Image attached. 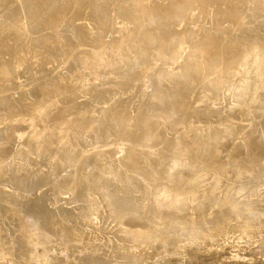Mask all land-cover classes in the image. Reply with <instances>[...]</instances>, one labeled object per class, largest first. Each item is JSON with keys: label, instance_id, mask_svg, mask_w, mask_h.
<instances>
[{"label": "rangeland", "instance_id": "obj_1", "mask_svg": "<svg viewBox=\"0 0 264 264\" xmlns=\"http://www.w3.org/2000/svg\"><path fill=\"white\" fill-rule=\"evenodd\" d=\"M18 1L21 0H0V6H2L0 7V16L4 15V13L6 14L11 8H16L18 4H21ZM135 1L137 2L135 5L138 6L140 4L139 0H105L103 5L96 10L94 9L96 13L95 17L100 19L103 24L97 31L92 28V30H85L79 33L78 27H92L89 12L87 9L77 10L72 8L69 10L66 18L71 20L70 22L77 27H71V31L73 32L67 31V35L73 38L69 46L57 45L52 49H37L35 54L32 53L30 44L28 43V45L25 41H32L34 37L32 35L23 36L22 34L23 31L27 33L30 25L29 29L25 27L22 32L19 30L15 31L14 34L16 36L19 35L20 38L22 36L21 39L19 38L20 40L8 38L7 36L2 37L3 39L0 38V84L2 85L0 87V99L6 97L9 98L10 102H13L15 98L20 97V94L33 91L40 95L39 92L42 89L44 90L48 86L53 85L54 81L66 73L67 65L70 68L78 66V58L69 56V51H73L72 54L75 56L82 53V51H86L88 55L102 52L111 55L109 53H113L115 48L120 47L119 41L127 36H130V40L135 41L137 44L146 43L154 35L156 32L155 27L161 24L159 20L162 22V19H164L162 22L164 26H166V22L169 19L171 21V23L169 21V24L172 25L169 26L167 24L166 28L168 30H166L171 41V38L174 37L173 43L177 42L178 39L179 43L175 44H180L184 41V39L180 40L181 38H178L180 36L178 31L183 32V36L189 34V38L186 40L188 45L186 49L183 47L184 59L185 61L188 60L186 64L190 65L192 60L194 64L197 53H199L198 58L206 55L203 58L206 60L211 58V56L214 57L215 63L220 59L216 65L213 63V58L211 60L214 65L208 61L207 64L209 65L206 67V70L210 73L204 70L206 75H210L211 70L219 65V62L223 61L221 57L223 58L224 56L221 55L225 54L224 50L228 52L227 48L229 46L232 47V43L237 51L245 48V56L239 68L242 72L241 78L238 79V82H230L231 84L221 87L219 94L213 96L212 101L210 98H207L211 95V90L202 91L206 89L207 81H204L200 85L197 84V90L200 89L201 96L197 93L195 98L190 102L192 106L190 105L187 108L191 109L188 112L193 113L189 121H187L188 119L184 120L183 116L187 113L184 111L182 115L176 117L175 121L165 123L160 116L153 115V113H156V108L149 106L147 116L144 117L146 121L141 122L145 128L141 131H136L137 127L132 119L138 114V106L140 107L143 99H145V95L151 93L150 88L146 91L144 81L150 76V70L152 67L154 68L151 64L153 65V61L157 57L156 55L151 56L152 62L150 67L147 68L146 66L137 67L131 64L135 61V56L128 55L125 59L128 62L127 74L131 76L128 81V87L117 84L107 86L110 82L105 83L93 96L103 97L101 101L98 99L99 102L97 100L92 101V98L89 99L92 96L89 95L94 91L92 84L96 83V81L94 80V82L93 79L95 78L91 76L90 80L79 85L66 83L56 89L50 88L44 99L40 100V96L37 98L42 102L38 104L39 108L35 115H28L29 113H27L25 116L20 115L22 118L16 116L17 120L12 119L14 122L12 120L9 121V119L8 122L1 121L0 134H3L7 128L8 130L5 133V138L2 137L0 139V152L2 153V155L0 153V164L5 172H10L12 166L15 165L14 162L17 161L16 159H21L20 171L22 177L16 182L8 178L1 179L0 177V196L3 199V204L0 206V264H264V169L262 168L264 163L260 162L261 159H252L248 153L236 151L233 148L231 149L230 164L232 163L233 167H235L229 173L225 168L212 166L213 169L206 162L204 163V161L203 164L195 161L196 165L193 166V169L186 171L183 176L177 175L179 183L183 185L182 192L178 198L184 204V213L175 208L174 205L168 204L165 199L153 194L155 193L153 190L154 185L149 181L150 179H147V175L151 171L150 169H152V173H155L154 170H156L162 177L166 178L170 176H165V169L161 168L160 170L157 168L158 165L153 159H158V164L167 162L170 154L161 149L157 151V148L169 146L171 141L176 139L181 133H186L188 138L190 136L191 139L200 142L203 137L212 136L211 134L219 135L220 132L224 131L225 133L223 134L227 139L233 137L239 138L241 144L248 143L254 147L261 146L264 151V110H262V113L260 108H252L255 97H257L256 99L264 97V0H199L196 2L197 4H192L191 0H180L179 3L185 2L189 5L191 4L185 13L183 11L180 12L182 8H178L181 7V3L179 5L177 3L176 5L175 2L177 1L141 0L143 3L142 9L138 14L131 18L119 15L120 8L117 9V7H121L122 3H132ZM93 2L101 3V0H88V3ZM15 4L17 5L15 6ZM158 4L161 5V8L162 5H165V8H156ZM171 6L174 8H171V11L166 9ZM151 9L156 10L152 11ZM175 9L177 11H174ZM161 10L163 11L161 12ZM165 10L166 12L168 10L167 13L169 15L163 13ZM147 11L154 13L150 12L152 15L148 13V16L150 15L148 17L145 14ZM160 12L165 15L159 19L158 14ZM177 12L182 13V15L180 13L176 15ZM161 13L160 16L162 15ZM22 14L24 16V13ZM153 14H155V17ZM171 14L174 17L173 20L170 16ZM167 15L170 17L165 18ZM156 17L158 18V22H156ZM133 18H135V21L132 20ZM149 21H151V24H158L151 26L148 23ZM141 23L149 25L143 26ZM138 28L144 30V35L141 38H137L136 36ZM44 29V26L41 27L37 35H41V32L45 33L46 30ZM56 35L55 32L49 34L50 38H54ZM213 35L214 37L211 38ZM84 37L89 38L87 43ZM201 37L207 38H204V40L200 39ZM175 38L178 39L175 40ZM212 39L216 42L212 41ZM82 40L84 44L81 43ZM198 41H202L203 48L209 45L207 48H204L205 52L203 49L202 52L197 51L196 53L194 45ZM214 44L217 45L218 49H215L217 53H215V50L213 51ZM83 45L84 47H81ZM151 45V43H148L142 48L144 49L141 51L143 53L138 54L140 59L144 56H149L148 52L151 49ZM218 45H225L227 47L219 53L220 46ZM210 46L213 47L209 52L208 47ZM69 47L71 48L70 50ZM230 47L228 48L229 50H231ZM200 52L204 53V55ZM206 52L208 54H205ZM256 52L259 53L258 57H254ZM65 53L68 55L67 59H65ZM191 53L195 56L194 58ZM190 57L191 60L189 61ZM224 59L227 60L226 56ZM24 60L27 62L26 66L21 65ZM12 61H14L13 65L10 64ZM203 62L206 64L207 61L203 60ZM191 65L190 67H192ZM178 66L177 63H166L162 70L177 73V70H182L186 67L184 63L179 68H177ZM195 67L193 69H196ZM93 68L95 67L93 66ZM250 69H256L255 74L246 75ZM205 82L206 84H204ZM168 85L170 87L172 85L170 79L162 81L160 90L162 92H169L171 88L169 87L168 89ZM252 86H254V89H251ZM197 97H206L208 100ZM39 100H37L38 103L40 102ZM71 104L77 106V111L69 113L64 110ZM148 105H153V103H149ZM253 109L254 112L252 113ZM113 110L115 111L113 112ZM27 115L29 117H26ZM56 117L57 119H55ZM123 118L124 120H122ZM53 119L59 122L56 123ZM49 122H52L50 123L51 125L48 124ZM103 124H109L113 129L106 137L101 136V132L105 131V129L100 131V127ZM57 126L58 128H56ZM187 133H191V135H187ZM186 136L185 139H187ZM197 137L200 138L197 139ZM8 138L9 141L7 142L6 139ZM59 140L62 142L65 140L62 145L71 148V152L64 160L61 159L60 155H56L55 153L53 155L55 149L63 147L62 145L59 147L55 145L59 143ZM136 153H141L136 158L144 160L138 168L136 166L133 167L129 163V159ZM47 162L53 168H55V164L57 163L58 169L55 168L57 169L55 179L49 185H45L48 182V178L45 177V179L42 176L45 182L41 187L26 186V183L29 182V177L24 175L41 172L39 174L45 173L46 176L50 168ZM116 171L126 178L123 190L129 199L136 201L137 206L134 208V214L136 213L135 216L140 217L139 223H141H137L140 227L136 226L131 234H129L130 236L125 239L117 235V229H119L120 224L117 223L118 221H116L112 214V208L110 206H106L105 208L104 202L106 201L103 197L95 199L99 203L95 205H100V207H95L89 213L87 212L90 204H92L91 202H85L80 208V202L77 201H81L82 197L78 200L74 199V194L81 192L82 194H86L85 191L88 184L90 185L89 187H92L91 185L96 182L99 184L100 181L103 185H108L110 190L116 191L117 188H120V185L116 187L117 182L113 179V176L117 173ZM75 175L77 176L74 177ZM228 185H231L230 187H233L235 191L226 192L225 188ZM71 187L74 188L75 192L67 191L65 194L64 192L66 191L64 190ZM243 187L246 189H242L244 192L241 190ZM26 188H30V190ZM32 189H34V192ZM14 191L24 195L28 194L24 198L25 201L31 199L39 200L37 202L39 208L47 207L49 211L53 212L48 215L49 217L46 216V219H44L45 217L43 219L38 218L37 213L39 210L27 206L32 201L26 203V206H19L15 201L8 199L9 196H6L8 193L11 194L12 199H15ZM42 191H46L47 195L55 193L58 195L64 192L61 194V198L56 200L52 206H45L44 201L46 200V196ZM234 207H237L236 214L235 212H231L232 214L228 215L229 217L227 214L222 217L225 212L233 210ZM82 209H84L87 215L81 222L74 225L71 218L72 216L84 214ZM138 210H141V212H138ZM223 211L224 213H222ZM174 212L180 215L181 228H170V226L167 227L168 224L163 223V219L167 215L176 214ZM17 213L20 215H16ZM145 214L146 216H144ZM53 221H55L54 225L52 224ZM97 222H99V226ZM79 224L82 228L79 227ZM206 224L207 226H205ZM60 229H67L68 231L65 230L62 234H59ZM71 230H74L73 233ZM76 230L80 231V233H77L78 231ZM169 230H172L170 233L172 236L169 235L164 241L152 240L148 242V239L151 238L148 236L160 231L170 232ZM70 231L72 235L68 236ZM230 234L235 235L234 237L231 235V237ZM77 239H80V241ZM75 241L76 243L80 242L77 244L78 246H76ZM69 242L70 246L68 245ZM72 242L73 246H71ZM37 244L41 245L38 246ZM63 248L65 252H63ZM43 257H45V261Z\"/></svg>", "mask_w": 264, "mask_h": 264}, {"label": "bare ground", "instance_id": "obj_2", "mask_svg": "<svg viewBox=\"0 0 264 264\" xmlns=\"http://www.w3.org/2000/svg\"><path fill=\"white\" fill-rule=\"evenodd\" d=\"M4 1V0H2ZM97 1V0H96ZM105 0H101V3L99 2H93V3H88V0H21V1H18V3L21 2V4H15L16 8H11L10 10H8L6 12V14L4 13V15L0 16V38L3 39L2 37H5L7 36L8 38H16L17 40H20L22 38H20V36H16L14 33L15 31H23V29L25 27H27L29 29V25H30V29L26 32H22L23 36H29V35H32L34 37V40L32 41H25L27 44L29 43L30 44V50L32 53H36V50L37 49H52L54 48L55 46H61V45H66V46H69L71 43H72V40L73 38L69 35H67V31L69 32H73L71 31V27H76L74 26L69 20L66 18V14L69 10H71L72 8H75L77 10H84V9H87L88 12H89V19L91 21L90 24H92L91 28H87V27H78V32H84L85 30H92V28L97 31V29H99L100 26H102V21L98 18H96V13H95V10L98 9L101 5H103ZM140 1V4L137 6L135 5V3H137L136 1L135 2H132V3H122L121 4V7H117V9H119V15H124V16H128V18H131L133 17L134 15L138 14L141 9H142V1ZM173 1H177L175 2V4L178 5L180 4L181 7H179L178 9H180V12L183 11V13H185L187 11V9H189V5L188 3H185V2H180V0H173ZM199 0H191L190 2L192 4H197L196 2H198ZM262 1V0H261ZM2 3V2H1ZM4 3V2H3ZM160 3V2H159ZM150 4V3H149ZM147 4V5H149ZM171 4V3H170ZM172 4H174L172 2ZM174 4V5H175ZM206 5V4H204ZM156 6V5H154ZM153 6V7H154ZM161 5L158 4V7H160ZM165 5H162V8L164 7ZM199 6V5H198ZM2 7V6H0ZM149 7V6H148ZM153 7H151L153 9ZM167 7V6H166ZM176 7V6H175ZM178 7V6H177ZM200 7V6H199ZM205 7V6H203ZM161 8V7H160ZM161 8V9H162ZM165 8V7H164ZM173 8L172 6L170 8H166V9H171ZM202 8V7H201ZM200 8V9H201ZM95 9V10H94ZM122 9V10H121ZM151 9V10H152ZM174 9V8H173ZM177 9V8H176ZM174 10V11H177V10ZM199 9V10H200ZM156 10V9H155ZM155 10H152V11H155ZM172 10V9H171ZM170 10V11H171ZM203 10V9H202ZM6 11V10H5ZM152 11H147L145 12V14H147L148 16V13L152 12ZM163 10H161L162 12ZM172 11V12H174ZM179 11V10H178ZM198 11V10H197ZM204 11V10H203ZM158 12V11H157ZM157 12H155L157 14ZM160 12V13H161ZM168 12V10H167ZM166 10L163 12V13H166ZM180 12H177L176 15H178V13ZM201 12V11H200ZM24 13V16L23 14ZM154 13V12H152ZM152 13H150L152 15ZM160 13L158 14L159 15V19L160 17L162 18V16H164L165 14L161 13L162 15L160 16ZM171 13V12H170ZM192 13V12H191ZM202 13V12H201ZM174 14V13H173ZM182 15V13H180ZM179 14V15H180ZM204 16L205 13H203ZM169 15V14H168ZM165 16L166 17H172L173 15L171 14L170 16ZM175 15V14H174ZM180 15V16H181ZM150 16V15H149ZM148 16V17H149ZM153 16L155 17V14H153ZM178 16V17H180ZM190 17V16H189ZM210 17V16H209ZM157 18V17H156ZM164 18V17H163ZM177 18V17H176ZM197 18V17H196ZM148 19V18H147ZM150 19V18H149ZM152 19H155V18H152ZM178 19V18H177ZM201 19V18H200ZM133 21H135V18L132 19ZM158 22V18L156 19ZM164 19H162V22H163ZM176 20V19H175ZM167 21V20H166ZM169 21L170 19L166 22L167 24H169ZM151 21H149L148 23H150ZM153 22V20H152ZM159 22L161 24H158L155 28H156V32L154 33L153 36H151V38L146 42V43H136L135 41H132L130 40V36L128 37H125L123 40L119 41L120 43V47L119 48H115V51L113 53H109L111 55H107L105 53H96L95 55H88L86 53V51H82V53H79L77 54L76 56L73 55V51H69L70 54H68L69 56H73L74 58H78L77 61H78V66L77 67H74L72 66L71 68L69 67V65H67V71L66 73H64L62 76H60V78H58L56 81L53 82V85H50L48 86V88L46 89H42L38 95L37 92L34 93L33 92H28V93H23V94H20V97H17L15 98V100L13 102H10L9 101V98H1L0 99V122L1 121H7L8 122V119L9 121H11L12 119L15 120L16 116H20V115H26L27 113H29L28 115L30 114H36L37 113V109L39 108V105L42 101V99H44V97L47 96V93L50 91L49 89L50 88H53V89H56V88H59L61 85L63 84H66V83H71L73 85H79V84H82V83H85V81L87 80H90V77L93 76L92 78H95L93 79V81L95 80L96 83H93L92 84V87L94 89V91L92 92V94H90L89 96H92V97H89L92 98V101H96L97 99L99 101H101V98L103 97H93L94 94L96 92H98L102 87L103 85L108 82L109 85L107 86H111V85H114V84H117V85H123L125 87H128L129 83L128 81L130 80V77L131 76H128L127 72V64L128 62H126V57L128 55H134L135 56V61H133L131 64L133 65H136L137 67H141V66H146L147 68L150 67V64H151V56L153 55H156L157 59L155 61H153V65L151 64V66H154V68L152 67L151 70H150V76L144 81L145 82V88H146V91L149 90V88L151 89V93H146L147 95H145V99H143L140 107L138 106V109H139V112L138 114L135 115L134 119V122H135V126L137 127V130L136 131H141L143 130L144 125L141 124V122H144L146 121V119L144 118L145 116H147V113H148V108L149 106H153L154 108H156V113H153V115H157V116H160L163 120V122L165 123H169V122H173L176 120V117L179 116V115H182L184 111H186L187 113L184 114L185 116L184 117V120L185 119H188L187 121L191 120L190 117L192 116L193 113H190L188 111H191V109H187L188 107H190L191 105V100L193 98H195L196 94L198 93L199 96H201L200 94V89L197 90L198 88V85L202 84L204 81H207V84L206 82L204 84H206V89L202 90L203 92L204 91H209L211 90V95L207 98H210V100L212 101L213 99V96H216L217 94H219V90H221L220 88L223 87V86H226L227 84H231L235 81L238 82V79L241 78L242 76V72L240 71V67H241V63H242V60L245 56V48L242 50H236V48L234 47L233 43H232V47H230L231 50H228V52L225 51V54L221 55V56H224L223 58L221 57V59H223V61L219 62L214 69L211 70V74L210 75H206L204 70H206L207 66L209 63L211 62L212 64V60H214V57L211 56V58H208V55L207 58L208 60L206 59H203L206 57V55H204V53H201L202 50L204 48H207V46H205L203 48V45H202V41L201 42H196L195 43V50H196V53L197 51H201L200 53L202 55H204V57H201V58H198V54L199 53H194L196 54V62H194L193 64V60L190 62V65L192 67H190L189 64H186L188 63V60L185 61L184 59V55H183V47L184 49H186V46L188 45L186 42L187 38H189V34L186 36V34L183 36V32L181 31H178L179 36L178 38H181L180 40H183L184 41H180L181 43L180 44H175V43H179V39L178 38H175L178 39L177 42L173 43V38L172 37V41L170 40V36H168L169 34H167V24L166 26H164L160 20ZM134 23V22H133ZM147 23V22H146ZM155 23V22H154ZM171 23V21H170ZM89 24V23H88ZM89 24V26H90ZM156 24H151V26H155ZM87 25V24H86ZM84 25V26H86ZM141 25L143 26H148L149 24H144V23H141ZM172 25V24H169V26ZM45 27L44 30L45 33L41 32V35H37L38 34V30L41 28V27ZM80 26V25H78ZM77 28V27H76ZM171 28V27H170ZM145 29V28H144ZM167 29V30H166ZM144 30L142 28H138L137 31H136V36L137 38H141L144 34L143 32ZM172 31V30H170ZM204 31V30H202ZM57 34L54 38H50L49 34L51 33H54ZM250 32V31H249ZM174 33V32H173ZM177 33V34H178ZM198 33V31H197ZM203 33V32H201ZM251 33V32H250ZM172 34V33H171ZM203 35V34H202ZM211 35V34H210ZM172 36V35H171ZM175 36V35H174ZM208 37V36H207ZM207 37H204V38H207ZM214 37L211 36V38ZM20 38V39H19ZM86 38V37H84ZM134 38V37H133ZM204 38H200V39H204ZM0 39V40H1ZM88 39L89 38H86L85 41L86 43L88 42ZM209 39V38H208ZM217 39H219L217 37ZM80 40V39H79ZM137 40V39H136ZM205 40V39H204ZM209 41V40H208ZM212 41H215L214 39H212ZM3 42V41H1ZM216 42V41H215ZM81 43L84 44L83 40L81 41ZM148 43H151L152 45L150 46L151 49L149 50L148 52V57L144 56L143 58H139V55L140 53H143L141 52L143 47H145ZM204 43V41H203ZM207 43V41H206ZM210 43V42H208ZM28 44V45H29ZM213 44V43H212ZM215 45V44H214ZM213 45V46H214ZM212 46V47H213ZM217 45H215L216 47ZM220 46L219 47V53H221V51L223 49H225L227 46L225 45H218ZM81 47H84L81 46ZM212 47H208V50L209 52L212 50ZM213 49V51L215 49H218L217 47ZM71 48L69 47V50ZM207 50V52H208ZM194 51V50H193ZM212 51V52H213ZM217 50H215V53ZM192 52V51H191ZM204 52H205V49H204ZM205 53V54H208V53ZM193 53V52H192ZM191 53V54H192ZM214 53V52H213ZM224 53V52H223ZM200 54V55H201ZM227 54V55H226ZM68 55L65 53L64 56H65V59L68 58ZM220 56V54H218ZM190 56V55H189ZM193 56V54H192ZM191 56V57H192ZM213 56H215V54H213ZM217 56V54H216ZM219 56H218V59H219ZM226 56L227 60L224 59ZM259 56V53H255L254 57H258ZM191 57L189 59V61L191 60ZM195 56H193L194 58ZM24 58V57H23ZM139 58V59H138ZM198 58V59H197ZM213 58V59H212ZM22 59V58H21ZM25 59V58H24ZM210 59V60H209ZM212 59V60H211ZM23 60V59H22ZM204 61H207L206 64ZM216 60H217V57H216ZM220 60V59H219ZM218 60V61H219ZM215 63V60L213 63H215V65L217 64V62ZM225 61V62H224ZM16 62V61H15ZM177 63V65H182L184 63V65L186 67H184L182 70H177V73H174V72H167V71H163L162 68H164V65H166V63ZM14 61H12V63H10L11 65H13ZM158 65H157V64ZM210 64V65H211ZM22 66H26L27 65V62L26 60H24V62L21 64ZM38 65V64H37ZM214 65V64H212ZM93 66L95 68H93ZM179 66L177 68H179ZM196 66V67H195ZM196 68V69H193V68ZM210 67V66H209ZM211 68V67H210ZM93 69V70H92ZM132 69V68H131ZM173 70V69H172ZM210 70V69H208ZM93 71V72H92ZM132 71V70H131ZM207 71V70H206ZM256 71V69H250L246 75H251V74H255L254 72ZM91 72V73H90ZM152 72V74H151ZM209 72V71H207ZM206 72V73H207ZM149 73V72H147ZM210 73V72H209ZM264 73V72H263ZM132 74V73H131ZM263 77V76H261ZM91 78V79H92ZM97 78V79H96ZM166 79H170L172 81V85L171 87L168 85V89L169 87L171 88V90L169 92H162L160 90V84L162 83V81L166 80ZM264 80V78H263ZM75 81V82H74ZM94 81V82H95ZM169 82V81H168ZM231 82V83H230ZM171 84V82H170ZM198 84V85H197ZM257 84V83H256ZM255 84V85H256ZM197 85V86H196ZM2 85L0 84V87ZM196 86V87H195ZM144 87V86H143ZM164 87V86H163ZM167 87V86H166ZM195 87V88H194ZM202 88V86H201ZM203 89V88H202ZM229 89V88H228ZM251 89H254V86H252ZM65 90V88H64ZM201 91V92H202ZM226 92V91H225ZM110 93V92H109ZM40 96V100L37 99L38 97ZM221 96V95H219ZM87 97V96H85ZM197 98H200L202 99L203 97H197ZM206 97H204L203 99H207ZM257 97H255V99H253V106L252 108L254 109H258L260 108L261 109V112L263 113L262 110H264V97H258L259 99H256ZM39 100L40 102L38 103ZM97 100V101H98ZM104 100V99H103ZM151 100H153V102H151ZM199 100V99H198ZM208 100V99H207ZM98 101V102H99ZM153 103V105H148L149 103ZM97 103V102H96ZM198 103V102H197ZM192 106V105H191ZM209 106V105H208ZM41 107V106H40ZM204 107V106H203ZM58 108V107H57ZM209 108V107H208ZM187 109V110H185ZM254 109L252 110V113L254 112ZM66 110L67 112H74V111H77V106L76 105H69L68 108L64 109ZM206 110V109H205ZM115 110H113L114 112ZM217 112V111H216ZM224 112V111H223ZM251 112V111H250ZM60 113V112H59ZM65 113V111H64ZM111 114V113H110ZM118 114V113H116ZM26 116V117H29V116ZM111 116V115H110ZM207 116V115H206ZM21 117V116H20ZM182 117V116H180ZM19 118V117H18ZM22 118V117H21ZM24 118V117H23ZM58 118H61V117H58ZM57 119V117L55 118ZM55 119H53L55 121ZM12 120V121H13ZM17 120V119H16ZM21 120V119H20ZM60 120V119H59ZM97 120V119H96ZM124 120V118L122 119ZM121 120V121H122ZM52 121V120H51ZM205 121V120H204ZM14 122V121H13ZM12 122V123H13ZM21 122V121H20ZM18 122V123H20ZM56 122V121H55ZM57 122H59L57 120ZM56 122V123H57ZM80 122V121H79ZM82 122V121H81ZM84 122V121H83ZM89 122V121H88ZM96 122V121H95ZM203 122V121H201ZM2 123V122H1ZM35 123V122H34ZM52 122H49L48 124H50ZM6 124V123H5ZM47 124V126H48ZM130 124V123H129ZM51 125V124H50ZM49 125V127H50ZM53 125H54V122H53ZM79 125V124H78ZM81 125V124H80ZM225 125V124H224ZM43 126H46V125H43ZM59 126V125H58ZM58 126L56 128H58ZM82 126V125H81ZM93 126V124H92ZM52 127V126H51ZM67 127V126H66ZM86 127V126H85ZM89 127V126H88ZM104 127H107V128H104ZM44 128V127H43ZM55 128V127H54ZM45 129V128H44ZM43 129V130H44ZM47 129V128H46ZM89 129V128H88ZM102 129H105V131H102L101 133V136L102 137H106L108 136L109 133L112 132V128L109 124H103L101 127H100V131ZM8 130V128H7ZM3 133V134H0V139H2V137L5 138L6 136V131ZM42 131V130H41ZM86 131V130H85ZM156 132V130H154ZM220 131V130H219ZM152 132V131H151ZM180 132V131H179ZM133 133V132H132ZM138 133V132H137ZM195 133V132H194ZM225 133L224 131L220 132L219 135H216V134H211L212 136H209V137H203L202 140H200V142H198L197 140H194V139H191L190 136L189 138L186 136V133H181L176 139H174L173 141H171V143L169 144V146L167 145L166 147H158L157 148V151L158 150H164L166 152H168V154H170V158L167 162L163 163V164H158L159 163V160L158 159H153V161L158 165L157 168H159L161 170L162 169H165V176H169V177H162L156 170H154L155 173H152V169H150V173L147 175V179H150L149 181L152 182V184L154 185L153 187V190L155 191V194L157 197H161L163 199L166 200V202L168 204H171V205H174L175 208H177L179 211H184V204L183 202L178 198L180 193L182 192V189H183V185H181L179 183V176H183L184 173L186 171H190V169H193V166L196 165V162L198 163H201L203 164V161L204 163L206 162L207 165H209V167L213 168L212 166H219L221 168H225L228 170V173L229 171H233L232 169H234L232 163L230 164V158H231V149L235 148L236 151H242V152H246L248 153L252 159H256L258 158L260 160L261 163H264V151L263 149L261 148V146H253L252 144H241L240 142V139L239 138H226L225 135L223 134ZM191 135V133H189ZM187 133V135H189ZM136 135V134H134ZM138 135V134H137ZM177 135V134H176ZM215 135V136H214ZM185 136L187 137V139H185ZM192 136H193V133H192ZM191 136V137H192ZM193 138V137H192ZM195 138H196V135H195ZM200 137H197V139H199ZM65 139V138H64ZM73 139V138H72ZM7 142L9 141V138L6 139ZM84 140V139H83ZM65 141V140H64ZM63 141V142H64ZM59 143H56L55 145L57 147H59L60 145H62V141L59 140L58 141ZM67 142V141H66ZM86 142V141H85ZM198 142V143H197ZM49 144V143H48ZM198 144V145H197ZM133 145V144H132ZM63 147H60V148H57L55 149V151H53V155L54 153L56 155H60L61 156V159H66V156L69 155V153L71 152V148H68V146H64L62 145ZM134 146V145H133ZM71 147V146H70ZM53 148V147H52ZM135 149V147H134ZM52 150V149H51ZM133 150V149H131ZM233 151V150H232ZM137 152V151H136ZM1 153V152H0ZM96 153V152H95ZM237 153V152H236ZM51 154V153H50ZM141 153H136V154H133L132 158L129 159V163L132 164L133 167H139L140 165H142V163L144 162L143 159H139V158H136V156L139 157ZM2 155V153H1ZM4 155V154H3ZM238 156V155H237ZM3 157V156H2ZM192 158V159H191ZM165 159V158H163ZM17 161L14 162L15 165L12 166V170H10V172H5L3 169H2V166L0 164V177L1 179L3 178H8L9 180H12V181H18L19 178L22 177L21 175V169H20V166H21V159H16ZM196 161V162H195ZM53 162V161H52ZM23 163V162H22ZM48 163V162H47ZM46 163V164H47ZM256 163V162H255ZM50 163H48L49 165ZM62 164V163H61ZM259 164V163H258ZM51 165V164H50ZM49 165V167H50ZM53 165V164H52ZM48 167V168H49ZM57 163L55 164V168H57ZM151 167V166H150ZM251 167V166H250ZM261 167V166H260ZM53 167H50L48 169V172L51 171V172H47L46 176H45V173L44 174H39V173H32V174H25L24 176H28L29 177V182L26 183V186H35L36 188L38 187H41L45 180H43V177H47L48 178V182L45 183V185H49L53 179H55V172L56 170L58 169H55ZM110 168V167H109ZM210 168V169H211ZM264 169V166L262 167ZM47 169V168H46ZM108 169V168H107ZM154 169V168H153ZM214 169V168H213ZM236 169V168H235ZM240 169V168H239ZM173 170V171H172ZM103 171V170H101ZM159 171V170H158ZM169 171V172H168ZM117 172V171H116ZM43 173V172H42ZM217 173V172H216ZM113 174V172H112ZM111 174V175H112ZM198 174V173H197ZM99 175V174H98ZM97 175V176H98ZM213 175V174H212ZM217 175V174H215ZM222 175V174H221ZM43 176V177H42ZM77 175H75L74 177H76ZM120 176V177H118ZM190 176V175H189ZM196 177V176H195ZM198 177V176H197ZM25 178V177H24ZM191 178V177H190ZM200 178V177H199ZM225 178V177H224ZM46 179V178H45ZM113 179H115V181L117 182L116 184V187H118L120 185V188H117V190H110V187L108 185H103L101 183V181L99 182H96L95 184L91 185L92 187H89L90 185L88 184L87 185V190L85 191L86 194H82L79 193V194H74V199H79L80 197H82V200L80 201H77V202H80V208L82 206V204H84L85 202L86 203H92L90 204L89 206V210L87 213L91 212L92 210H94L95 207L99 206L100 205H95L97 202H96V198L98 199V197H103L105 199L106 202H104V206L106 208L107 207H111L112 208V214L114 215L116 221H118L117 223L120 224L119 226V229H117V235L119 237H121L122 239H125L126 237L130 236L129 234H131V232L133 231V229L136 228V226H139L137 223H139V219L140 217L139 216H135L134 214V208L137 206V203L136 201L134 200H131L129 199V197L126 196V194L124 193V182L126 181L125 179V176H122L120 172H117L115 173V175L113 176ZM189 179V178H188ZM226 179V178H225ZM264 179V178H263ZM25 180V179H24ZM54 182V181H53ZM192 182V181H191ZM190 182V184H191ZM195 182V181H194ZM193 182V183H194ZM198 182V181H197ZM213 182V181H212ZM227 182V181H226ZM158 183V185H157ZM187 183H189L187 181ZM210 183V181H209ZM215 183V182H214ZM224 183V182H223ZM98 184V185H97ZM196 184V183H195ZM202 184V183H201ZM207 184V183H206ZM226 184V183H225ZM229 184V183H228ZM231 184H233L231 182ZM215 185V184H214ZM218 185V184H217ZM216 185V186H217ZM221 185V184H220ZM9 186V185H8ZM25 186V185H24ZM190 186V185H189ZM208 186V185H207ZM211 186V185H210ZM215 186V187H216ZM231 186V185H230ZM229 185L226 186L225 188V191L226 192H232L234 190L233 187H230ZM253 186V185H252ZM6 187H7V184H6ZM32 187V188H33ZM195 187V186H193ZM206 187V186H205ZM218 187V186H217ZM223 187H224V184H223ZM28 188V187H27ZM26 188V189H27ZM35 188V190H37ZM68 188V187H66ZM65 188V189H66ZM200 188V187H199ZM42 189V188H41ZM193 189V188H192ZM203 189V188H202ZM205 189V188H204ZM220 189V188H219ZM244 189L246 190L244 187L241 188V190ZM20 190V189H19ZM27 190H30L27 189ZM34 189H32L33 191ZM196 190V189H195ZM213 190V189H212ZM221 190V189H220ZM244 190H242L244 192ZM66 191V192H64ZM63 192L66 194L67 191L69 192H72L74 191V188H69L67 190H64ZM210 191V190H209ZM235 191V190H234ZM233 191V192H234ZM22 192V191H21ZM24 192V191H23ZM29 192V191H28ZM34 192V191H33ZM36 192V191H35ZM43 192V191H42ZM41 192V193H42ZM61 192V194L63 193ZM75 192V191H74ZM205 192V191H204ZM54 193V192H53ZM191 193V192H190ZM199 193V192H198ZM209 193V192H208ZM214 193V192H213ZM13 194H15V199H12L11 197V194L8 193L6 194V196H9L8 199H10L11 201H15V203L17 205H24L26 206L25 204L28 203V202H31L29 205H27L28 207L32 208V209H38L39 212L37 213V217L40 218V219H46L50 213H52L53 211H49V209L47 207H44V208H39L37 206V202H39V200H29V201H25L24 198L28 196V194L24 195V194H20L19 192L17 191H14ZM30 194V193H29ZM32 194V193H31ZM43 194L46 196V200L44 201L45 203V206H52L53 203L60 199L61 198V194L59 193L57 195V193L55 194H46V191L43 192ZM185 194V192H184ZM183 194V195H184ZM204 194V193H203ZM219 194V193H218ZM224 194V193H223ZM231 194V193H230ZM246 194V193H245ZM181 195V196H183ZM186 195V194H185ZM184 195V196H185ZM193 195V194H191ZM209 195V194H208ZM211 195V194H210ZM32 196V195H31ZM183 196V197H184ZM221 196V195H220ZM263 196V195H262ZM189 197V196H188ZM214 197V196H213ZM48 198V199H47ZM185 198H187L185 196ZM194 198V197H193ZM198 198V197H197ZM201 198V197H200ZM203 198V196H202ZM208 198V196H207ZM223 198V197H222ZM225 198V197H224ZM228 198V197H227ZM204 199V198H203ZM219 199V198H218ZM185 200V199H184ZM190 200V199H189ZM160 201V200H159ZM162 201V200H161ZM188 201V200H187ZM215 201V200H214ZM217 201V200H216ZM196 202V201H195ZM223 203V202H222ZM238 203V202H237ZM3 204V199H2V196H0V206ZM99 204V203H97ZM203 204V203H202ZM205 204V203H204ZM227 204V202H226ZM102 205V203H101ZM11 206V205H10ZM191 206V205H190ZM227 206V205H226ZM240 206V205H239ZM8 207V206H7ZM186 207V206H185ZM199 207V205H198ZM213 207V206H212ZM216 208V206H214ZM200 208V207H199ZM219 208V207H218ZM236 208L237 207H234V209L232 210H229L227 212L224 213V210L222 213L224 217L226 214L227 216L231 215L232 213L235 212L236 214ZM8 209V208H7ZM11 209V208H10ZM9 209V210H10ZM102 209V208H101ZM104 209V208H103ZM149 209V208H147ZM176 209V210H177ZM16 210V209H15ZM60 210V209H58ZM106 210V209H105ZM199 210V209H197ZM196 210V211H197ZM201 210H204V209H201ZM200 210V211H201ZM211 210V209H210ZM228 210V209H227ZM22 211V209H21ZM56 211V210H55ZM82 211L84 212V214H79L78 216H72L71 218V221H73L74 225L78 222H81L84 217L87 215V213L85 214V211L84 209H82ZM104 211V210H103ZM143 211V210H142ZM216 211V210H215ZM138 212H141V210H138ZM147 212H149L147 210ZM177 212V211H176ZM174 212V213H176ZM232 212V213H231ZM27 213V212H26ZM105 213V212H104ZM152 213V212H151ZM184 213V212H183ZM192 213V211H191ZM203 213V211H202ZM201 213V215H202ZM205 213V212H204ZM221 213V214H222ZM243 213V212H241ZM245 213V212H244ZM13 214V213H12ZM54 214V213H53ZM56 214V213H55ZM153 214V213H152ZM151 214V215H152ZM16 215H20V214H16ZM22 215V214H21ZM176 215V216H175ZM200 215V214H199ZM248 215V214H247ZM261 215V214H260ZM27 216V215H26ZM109 216V215H108ZM143 216V215H142ZM146 216V214L144 215ZM204 216V215H202ZM208 216V215H207ZM226 216V217H227ZM228 216V217H229ZM236 216V215H235ZM256 216V215H255ZM258 216V215H257ZM28 217V216H27ZM26 217V218H27ZM49 217V216H48ZM136 217V218H135ZM201 217V216H199ZM237 217V216H236ZM242 217V216H241ZM244 217V216H243ZM242 217V218H243ZM247 217V216H246ZM249 217V216H248ZM111 218V217H110ZM204 218V217H203ZM202 218V219H203ZM245 218V217H244ZM157 219V218H156ZM185 219V218H184ZM192 219V218H191ZM226 219V218H225ZM233 219V218H232ZM236 219V218H235ZM24 220V219H23ZM51 220H54V219H51ZM87 220V219H86ZM99 220V219H98ZM113 220V219H112ZM163 223L165 224H168L167 227L170 226V228L172 227H175L176 229L177 228H181L182 227V223L180 222V215H177L176 214H170V215H167V217H165L163 219ZM188 220V219H187ZM223 220V219H222ZM241 220V219H240ZM244 220V219H243ZM27 221V220H26ZM184 221V220H183ZM199 221V220H198ZM28 222V221H27ZM52 222V221H51ZM54 222L53 221V225H54ZM114 222V221H113ZM157 222V221H155ZM186 222V221H185ZM192 222V221H191ZM3 223V222H2ZM99 222H97V225H98ZM149 223V222H148ZM188 223V222H187ZM201 223V221H200ZM223 223V222H222ZM228 223V222H227ZM24 224V223H23ZM84 224V223H83ZM117 224V225H118ZM141 224V223H139ZM192 224V223H191ZM264 224V223H263ZM2 225V224H1ZM30 225V224H29ZM28 225V226H29ZM88 225V224H87ZM115 225V224H114ZM144 225V224H143ZM150 225V224H149ZM25 226V225H24ZM57 226V225H56ZM84 226V225H83ZM86 226V225H85ZM99 226V225H98ZM207 226V224L205 225ZM222 226V225H221ZM230 226V225H229ZM34 227V226H33ZM55 227V226H54ZM79 227H80V224H79ZM140 227V226H139ZM188 227V226H187ZM220 227V226H219ZM261 227V226H260ZM74 228V227H73ZM82 228V227H80ZM148 228V227H147ZM146 228V229H147ZM37 229V228H36ZM76 229V228H75ZM139 229V228H138ZM142 229V228H141ZM228 229V228H227ZM32 230V229H31ZM59 230V229H58ZM65 230L67 229H60V233L59 234H62ZM144 230V229H142ZM165 230V229H164ZM163 230V231H164ZM223 230V228H222ZM251 230V229H250ZM55 231V230H54ZM68 231V230H67ZM72 231V230H71ZM71 231L69 232L68 236H71L72 233ZM78 231V230H76ZM147 231V230H146ZM163 231H160V232H157L156 234H153L151 236H148V237H151L148 239V242L152 241V240H156V241H164L166 238L170 236H172V234H170L172 232V230H169L170 232L166 231V232H163ZM210 231V230H209ZM253 231V230H252ZM36 232V231H35ZM191 232V231H189ZM34 233V232H33ZM77 233H80V231H78ZM76 233V234H77ZM155 233V231H154ZM230 233V232H229ZM65 234V233H64ZM76 234H75V237H76ZM194 234V233H193ZM220 234V233H219ZM236 234V233H235ZM234 234V235H235ZM13 235V234H12ZM74 235V234H73ZM136 235V234H135ZM186 235V234H185ZM212 235V234H211ZM228 235V234H227ZM226 235V236H227ZM233 235V234H230V236ZM233 235V237H234ZM174 236V235H173ZM177 236V235H176ZM188 236V235H187ZM237 236V235H236ZM228 237V236H227ZM232 237V236H231ZM230 237V239H231ZM12 238V237H11ZM34 238V237H33ZM70 238V237H68ZM73 238V237H72ZM71 238V239H72ZM139 238V236H138ZM175 238V237H174ZM177 238V237H176ZM229 238V237H228ZM227 238V239H228ZM13 239V238H12ZM60 239V238H59ZM75 239V238H74ZM142 239V238H141ZM193 239V238H192ZM197 239V238H196ZM44 240V239H42ZM80 241V239H77ZM36 241V240H35ZM146 241V239H145ZM143 241V242H145ZM61 242H64V241H61ZM11 243V242H10ZM39 243V242H38ZM80 243V242H78ZM75 241V244L76 246H78ZM124 243V242H123ZM127 243V242H125ZM153 243V242H152ZM33 244V243H32ZM49 244V243H48ZM65 244V243H63ZM67 244V243H66ZM70 244V242L68 243V245ZM147 244V243H146ZM38 245V244H37ZM36 245V246H37ZM41 245V244H40ZM38 245V246H40ZM60 245V244H59ZM80 245V244H79ZM123 245V244H122ZM121 245V246H122ZM136 245V244H135ZM148 245V244H147ZM36 246H33V247H36ZM70 246V245H69ZM71 246H73V242L71 243ZM75 246V245H74ZM113 246V245H112ZM126 246V245H125ZM143 246V245H142ZM68 247V246H67ZM81 247H82V244H81ZM109 247V246H108ZM65 248V246H64ZM63 248V252H65ZM86 248V247H85ZM114 248V247H113ZM134 248V247H133ZM35 249V248H34ZM33 249V251H34ZM71 249V247H70ZM111 249V248H109ZM131 249V248H130ZM36 250V249H35ZM67 250V248H66ZM97 250V249H96ZM95 250V251H96ZM6 251V250H5ZM11 251V250H10ZM49 251V250H48ZM47 251V252H48ZM62 251V250H61ZM4 253V252H3ZM2 253V255H3ZM94 253V252H93ZM97 253V252H96ZM36 254V253H35ZM121 254V253H120ZM37 255V254H36ZM49 255V254H48ZM97 255V254H96ZM38 256V255H37ZM132 256V255H131ZM6 257V255H5ZM32 258V257H31ZM39 258V257H38ZM37 258V259H38ZM44 258V261H45V257ZM41 258V259H43ZM89 258V257H88ZM137 258V257H136ZM1 259V258H0ZM14 259V258H13ZM36 259V258H35ZM34 259V260H35ZM49 259V258H48ZM5 260V259H4ZM47 260V258H46ZM93 261V260H92ZM28 262V261H27ZM132 262V261H131ZM160 263V262H159ZM138 264V263H137ZM164 264V263H163Z\"/></svg>", "mask_w": 264, "mask_h": 264}]
</instances>
